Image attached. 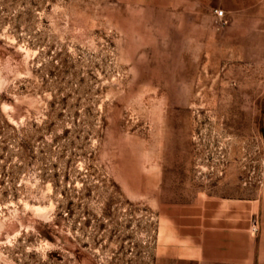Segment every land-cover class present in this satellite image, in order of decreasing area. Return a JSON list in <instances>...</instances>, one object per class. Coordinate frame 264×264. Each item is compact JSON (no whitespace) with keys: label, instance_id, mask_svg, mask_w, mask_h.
Instances as JSON below:
<instances>
[{"label":"rangeland","instance_id":"1","mask_svg":"<svg viewBox=\"0 0 264 264\" xmlns=\"http://www.w3.org/2000/svg\"><path fill=\"white\" fill-rule=\"evenodd\" d=\"M0 264H264V0H0Z\"/></svg>","mask_w":264,"mask_h":264},{"label":"built area","instance_id":"2","mask_svg":"<svg viewBox=\"0 0 264 264\" xmlns=\"http://www.w3.org/2000/svg\"><path fill=\"white\" fill-rule=\"evenodd\" d=\"M216 12L218 13L219 16H223L224 15V11L223 10H216Z\"/></svg>","mask_w":264,"mask_h":264}]
</instances>
